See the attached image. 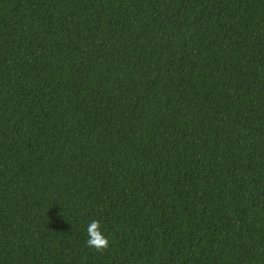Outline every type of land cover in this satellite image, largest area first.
<instances>
[{
    "label": "trees",
    "instance_id": "16d2710c",
    "mask_svg": "<svg viewBox=\"0 0 264 264\" xmlns=\"http://www.w3.org/2000/svg\"><path fill=\"white\" fill-rule=\"evenodd\" d=\"M0 264H264V0H0Z\"/></svg>",
    "mask_w": 264,
    "mask_h": 264
},
{
    "label": "clouds",
    "instance_id": "9594fccd",
    "mask_svg": "<svg viewBox=\"0 0 264 264\" xmlns=\"http://www.w3.org/2000/svg\"><path fill=\"white\" fill-rule=\"evenodd\" d=\"M100 221L93 220L87 227L88 239L86 241L89 247H94L98 251L106 249L109 245L108 239L103 235L100 230Z\"/></svg>",
    "mask_w": 264,
    "mask_h": 264
}]
</instances>
